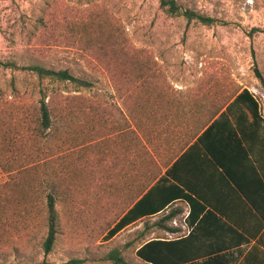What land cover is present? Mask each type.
Here are the masks:
<instances>
[{
	"label": "rangeland",
	"instance_id": "1",
	"mask_svg": "<svg viewBox=\"0 0 264 264\" xmlns=\"http://www.w3.org/2000/svg\"><path fill=\"white\" fill-rule=\"evenodd\" d=\"M177 1L220 21L171 16L160 0H0V264H101L104 252L124 246L96 238L122 206L100 165L115 141L116 105L135 103L124 96L165 92L220 105L248 88L264 110L256 73L264 78V0ZM100 23L121 37L118 60L92 36ZM136 58L144 75L128 74ZM29 65L69 69L91 86L42 79ZM49 194L59 233L46 254ZM126 251L140 264L132 246Z\"/></svg>",
	"mask_w": 264,
	"mask_h": 264
},
{
	"label": "crops",
	"instance_id": "2",
	"mask_svg": "<svg viewBox=\"0 0 264 264\" xmlns=\"http://www.w3.org/2000/svg\"><path fill=\"white\" fill-rule=\"evenodd\" d=\"M124 97L135 103L116 105L114 145L100 165L101 180L115 186L122 206L117 219L100 230L97 243L123 238L118 249L127 262L132 264L126 251L132 246L134 260L152 264L137 254L143 245L185 238L206 216L192 246L170 252L168 259L186 260L188 253L226 245L223 250L244 248L236 264H264V132L249 133L243 147L222 140L218 132L204 134L234 97L220 105L206 96L165 92ZM145 196L142 209L148 214L107 239L108 231ZM162 203L165 207L156 209ZM110 252L99 256L101 264H107Z\"/></svg>",
	"mask_w": 264,
	"mask_h": 264
},
{
	"label": "trees",
	"instance_id": "3",
	"mask_svg": "<svg viewBox=\"0 0 264 264\" xmlns=\"http://www.w3.org/2000/svg\"><path fill=\"white\" fill-rule=\"evenodd\" d=\"M160 7L166 11L171 16H184L187 21L198 22L204 25L212 26L219 23V19L212 17L207 14H203L191 8L183 7L178 3L177 0H160ZM82 34L86 32V25H80ZM109 27V26H108ZM108 27L105 28L102 23L96 25L95 32L93 33V38L96 36L98 43L112 46L113 55L116 56L117 60L119 59L118 53L124 52L122 46H120V36L117 34V30H108ZM105 35V37H101ZM83 36V35H82ZM87 40L85 36L82 37V41ZM125 56V55H124ZM112 58V56H110ZM101 62L103 61L99 58ZM124 64H127L128 57H124ZM110 63V62H108ZM129 75H134L142 71L141 68L144 64L135 59L131 64ZM146 65V63H145ZM139 66V67H138ZM26 70L32 71L37 74L40 78L46 79L49 78L53 81L60 82H71L79 87H88L91 86V82L82 79L78 76H75L70 72L69 69H52L47 68L42 65H29L23 67ZM129 69H126V71ZM145 71L141 72V75H144ZM257 77L260 80H264L261 72L256 68ZM131 75V76H132ZM233 100L227 105V108L222 112L206 129L204 134H211L213 132H218L222 136V140L231 142L232 144L239 145L243 147V143L248 142V135L256 134L259 132H264V113L262 112L263 106L260 99L248 88H244L241 91L237 92L233 96ZM43 121L42 124L46 129L51 128L52 121L49 114V106L45 102V99L42 100L41 106ZM219 109L212 113L211 118H213ZM219 130V131H218ZM203 134V136H204ZM240 134V135H239ZM247 136V137H246ZM227 137V139H226ZM224 138V139H223ZM202 140V136L199 138ZM56 194V193H55ZM148 196H145L141 199L129 212H127L121 220L108 231L106 235L107 239L113 237L118 231L123 229L125 226L131 222L139 219L148 214L149 209H142L144 206L145 200ZM57 197L54 194L48 195V232L44 241V251L46 254H49L53 247L55 246L57 236L59 233V215L56 208ZM165 203H162L156 207V209H163ZM154 213V212H150ZM208 216V215H207ZM197 216H195L194 221H196ZM230 217V216H229ZM205 220H208V217L203 216L199 221L196 227L192 229L190 234L181 239L167 241L163 239H154L147 244L143 245L137 252L138 256L147 263L152 264H236L241 259L244 248L239 247L237 249L232 248L231 250L226 249V245L213 247L209 249L199 250L197 252L188 253L186 260L182 259H168V254L170 252H181L183 248L187 246L191 247L192 242L196 240L198 233L201 231V226L204 224ZM233 232L240 234V230L233 228ZM178 254V253H177ZM200 258H195V257ZM194 259H189L193 257ZM109 259L114 264H130L122 256L120 249L116 248L109 253Z\"/></svg>",
	"mask_w": 264,
	"mask_h": 264
}]
</instances>
